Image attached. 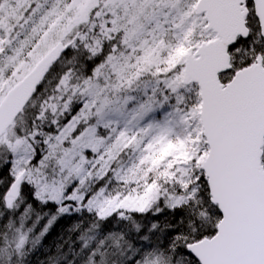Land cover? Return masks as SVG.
<instances>
[{
  "label": "snow or ice",
  "instance_id": "obj_1",
  "mask_svg": "<svg viewBox=\"0 0 264 264\" xmlns=\"http://www.w3.org/2000/svg\"><path fill=\"white\" fill-rule=\"evenodd\" d=\"M0 264H264V0H0Z\"/></svg>",
  "mask_w": 264,
  "mask_h": 264
}]
</instances>
